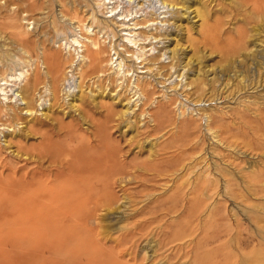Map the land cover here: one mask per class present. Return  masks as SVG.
<instances>
[{
  "label": "rangeland",
  "instance_id": "1",
  "mask_svg": "<svg viewBox=\"0 0 264 264\" xmlns=\"http://www.w3.org/2000/svg\"><path fill=\"white\" fill-rule=\"evenodd\" d=\"M108 1L0 0V142L10 140L12 151L52 141L46 169L22 161L24 171L14 174L31 181L35 171L45 192H0V264H264V55L256 69L229 44L242 38L245 49L264 50V32L254 40L264 9H255L258 0H176L160 22L158 0ZM75 38L105 50V73L82 88L79 67L67 62L83 53ZM166 48L176 50L173 67L162 57ZM116 50L143 54V68L135 63L132 71L152 93L140 97L147 106L134 105V77L111 74ZM45 51L59 67L57 98L50 107L51 83L42 80L28 114L13 92L36 66L46 74ZM155 55L169 65L159 71ZM11 109L17 115L9 120ZM69 165L86 179L109 166L111 196L69 199L60 183L75 178ZM116 201L121 209L106 215ZM65 204L81 214L69 219L60 212Z\"/></svg>",
  "mask_w": 264,
  "mask_h": 264
},
{
  "label": "bare ground",
  "instance_id": "2",
  "mask_svg": "<svg viewBox=\"0 0 264 264\" xmlns=\"http://www.w3.org/2000/svg\"><path fill=\"white\" fill-rule=\"evenodd\" d=\"M103 1H104V4L110 3L108 0H103ZM127 1H130V0H127ZM158 3L160 4L159 7L161 9H163L159 13V16H158V18H161L160 22H163V20L166 21V19L168 17L170 19V15L174 14L173 12H174L175 8L178 7L177 6L178 3L176 2V0H158ZM259 8L264 9V0H258L256 2L255 9H259ZM162 13H165V14L161 15ZM125 22L126 21H124L123 23H125ZM160 24H162V23H160ZM164 24H166V23H164ZM83 28H84V26H83ZM89 29H90V27L87 28V30H89ZM262 32H264L262 29L260 30L259 28H255L254 40H258V39L260 40L261 39L260 34ZM131 34L132 33H126L125 37L131 42V44L128 45V47L131 46L133 48V46L136 45L137 42L135 41L134 38H132ZM209 36L212 39L211 41H213L215 39L216 29L214 27L210 28ZM152 38L156 39V36L152 37ZM93 40L88 43L87 41H81V40H78L77 38H75L74 42L76 43V47L79 46L80 48H84V49H82L83 53H82V55H79L78 57L76 56L77 59H75V57H73V56H70L68 61H67L68 63H70L69 65L71 67H74L75 65L77 67H79V69H78L75 66L76 70L78 69L77 70L78 74H79L78 77L81 79L80 85L78 87H81V88H82L85 80H87V78L91 79V78L96 77L95 76L96 74H93V73H95L96 71L101 72V73H105V71H106V70H103V67L101 65L102 64V55L105 52L104 47L101 45L98 46V42H95ZM241 41H242V38L240 40H236V39L234 40L233 39L229 44H232L234 47H236L237 51L244 50V52H245L244 55H245L246 59L251 62L250 63L251 67L254 65V68H256V69L257 68L260 70L263 69V63L258 61V58H260V59L263 58L264 50L254 51V50L249 49V48L245 49V47H244V45H242ZM25 43L27 44V41H25ZM256 45H257V43H256ZM131 47H129V48H131ZM157 49H158V47L152 46V50L156 51ZM75 50H77V49H75ZM161 50H164V49H161ZM129 52L130 51L127 50L126 52H123L124 55H120L121 52L116 50V52L114 54H117L118 57L114 60V57H113L114 54H113L111 56V58H109L107 60V65H110V69H112L111 74H121L122 78L123 77L127 78L128 76L134 77V70L136 68L135 63L139 64L141 67L142 63H144V59L141 58V55H143V54L139 55L140 53L135 51V50L132 51V53H129ZM169 52H171V53H169ZM125 53H128V54H125ZM154 54H157V53H154ZM50 55L51 54L48 53L47 51L44 52L43 63L46 66V74L45 75L41 74L39 67L36 66V69L33 72L32 78H30L28 84L25 85L19 91L20 94L15 93V91L13 92V96L15 98H17V102H20V104L25 105V108L27 109L26 113H28V114H33L35 111L36 106H35V104L33 105L32 100L34 101V97L36 94L35 92L39 89V86L42 83V80H44V79L48 78L47 82L45 80L46 84L48 82L51 83L50 89L46 90V91L50 92V97L53 99V104H51L50 107H53L54 102L56 101L57 83L60 80V74H57L58 70H59L58 64L54 63V61L51 60ZM175 55H176V50H174V49H171L170 51H168V49L166 48V50L164 52H162V57L168 56L166 58L172 59L171 63H170V65L172 64V67L174 66L173 61L175 59ZM135 56L137 57V62H135ZM162 57L159 58L158 55H155L152 58V60L153 59L159 60V67H160L159 71H161V68H165L166 66L169 65V64L166 65L164 62L162 63ZM141 68H143V67H141ZM132 69H134V70L132 71ZM137 73H138V71H137ZM164 75H166V74H164ZM137 77H138V79H136ZM117 81L119 82L118 79L115 82H117ZM112 82H114V81H112ZM140 82H141V77L138 76V74H136L134 79H132V84H131V88H130L131 91L135 89L132 97L139 94V97L137 98L138 102L134 104L135 106L140 105L141 102L143 104H146L144 102L145 98L148 100L149 97L152 96V93L149 94V93L145 92V89L143 88V86L140 85ZM128 86H129V84L126 85V88ZM65 87H66V85H65ZM67 87H69V88L73 87L75 89L76 85H72L69 83L67 85ZM100 87L102 88V91H105L107 88L106 86L104 87V85L101 84V82H100ZM81 91H82V89H81ZM141 96L144 97L143 101L140 98ZM132 97H130V98L132 99ZM131 99H130V101H131ZM173 99L174 98L171 97L169 100L174 101ZM147 105H148V103L145 106H147ZM145 106H143L142 108L140 107V110H142ZM159 108L161 109L160 105H159ZM128 109H130V108H128ZM11 110H12V112L9 111L7 113V115L9 116L8 117L9 120L14 119L17 115L15 109H11ZM123 114L126 115L127 111H124ZM110 115H111V111L107 110L105 116L109 117ZM142 115H144V114H142ZM150 115H151V117H153L152 113H150ZM1 120H2V118L0 117V121ZM154 120L156 121L158 119H154ZM3 124L6 125V122H3ZM154 126L156 127V129H158L157 127H160V125L158 123H156ZM2 133H4L3 136H6L5 132L2 131ZM48 140L46 138L45 143L38 145V147L29 148L26 146L19 145V146H16V148L12 151H9L11 148L14 147L10 140L8 141V143H7V141H4L2 143L0 142V168H1L0 178L4 175L6 170L16 169V171H15V173H13V175H9V176L4 175V177H5L4 184H0V192H2L3 195L9 194V193H14V192H20V191H24V190H31V191L34 190L33 193L35 195H38L41 192H45L47 190L46 184H43L41 181H35L36 180L35 174H34L35 171H33V178L31 181H24L23 179H21L20 181H17L14 174H18L19 172H21L23 170V165L26 163H28V164L31 163L33 168L37 167L40 169H44V168L46 169L47 166L45 167V163H48V165H49V163H51V161H49L47 158L49 157V154H52V148H49V145H47L48 143H51L52 141L50 142ZM5 151H9L12 159L5 160V158H4V152ZM3 160H4V164L1 165ZM22 161H24L23 165L21 164ZM103 168H104V170H103ZM98 169H100V171L98 173L99 178L92 179V178L87 177V179H86L84 177V175L86 173L83 170L74 171L73 166L69 165L68 166L69 173L71 175H73L75 178L69 179L66 182L61 181L60 183H62V185L64 186V188H61V191L65 194H68L67 197L69 199H72L75 203H78L76 201V198L80 199L82 197L87 198L90 203L94 200H99V199H106L107 200V198H109L111 196L108 188L111 186L113 180L116 178V175L114 174L113 170H111V168L107 165L101 166ZM118 170H123V169L121 168ZM26 171H28V170H26ZM79 172H81L80 175H79ZM95 203H97V202H95ZM110 204H112L114 207H110L106 215H108V213H110V211L121 209L120 206H118V204H119L118 201L110 203ZM74 207H77V206L74 205L73 207H70L68 204H65L60 209V212H62L68 218L69 217L72 218V216L77 217L81 213L78 212V210ZM1 218H2V216H1ZM32 218L33 217H31V219ZM44 219H46V218L44 217ZM105 219H106V216H105ZM18 220L19 219L17 218V222H18ZM42 220H43V218H42ZM3 222H5V221H3ZM112 222L113 221H111V223ZM111 223L107 222L106 223L107 227L106 226L105 227L108 230H115V226Z\"/></svg>",
  "mask_w": 264,
  "mask_h": 264
}]
</instances>
